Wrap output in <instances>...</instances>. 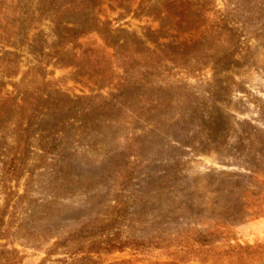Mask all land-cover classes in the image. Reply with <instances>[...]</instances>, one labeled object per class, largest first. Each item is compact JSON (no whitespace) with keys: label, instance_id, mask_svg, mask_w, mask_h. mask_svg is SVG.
<instances>
[{"label":"rangeland","instance_id":"374dc122","mask_svg":"<svg viewBox=\"0 0 264 264\" xmlns=\"http://www.w3.org/2000/svg\"><path fill=\"white\" fill-rule=\"evenodd\" d=\"M92 2L0 0V249L264 264V0Z\"/></svg>","mask_w":264,"mask_h":264},{"label":"trees","instance_id":"16d2710c","mask_svg":"<svg viewBox=\"0 0 264 264\" xmlns=\"http://www.w3.org/2000/svg\"><path fill=\"white\" fill-rule=\"evenodd\" d=\"M92 1L93 0H52V23L54 25V30L58 37V40L55 43V47L61 48L68 41L72 39L74 40V38L76 39V35L74 33L65 34V33H62V30H60L62 28V29H65L64 31L66 32L74 31V28H69V27H66L65 25L62 26V16L67 12H77V11L83 10V8H86L87 5H93ZM94 24L95 22L91 23L90 25H94ZM36 73H39L38 69H36ZM34 93L35 91H33L32 95ZM23 167H24V160L16 156L15 153H13L12 156H10V158H8V160L4 162V171H5V174L8 176V179H17ZM252 172H253V175L260 174L264 176V167L259 170H252ZM11 197L12 196H9L5 199L6 206L0 212V228H1V225H3L4 223V220H3L4 213L6 212L7 205L9 201L11 200ZM202 237H204L203 234L199 236L196 235V238H198L199 241H201L200 239ZM234 247H237V250L243 253L244 252L249 253L250 252L249 249L252 248V246L248 243L245 245L235 243ZM21 259H22V255L14 247H12L10 250H8L5 247L0 249V264H16ZM38 264H43V261Z\"/></svg>","mask_w":264,"mask_h":264}]
</instances>
